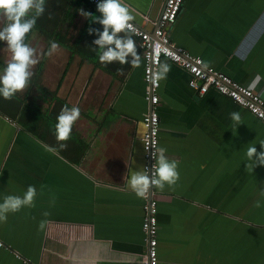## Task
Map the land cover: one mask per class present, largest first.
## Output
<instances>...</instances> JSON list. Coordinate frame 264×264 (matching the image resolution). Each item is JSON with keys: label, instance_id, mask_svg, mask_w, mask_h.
<instances>
[{"label": "crops", "instance_id": "crops-1", "mask_svg": "<svg viewBox=\"0 0 264 264\" xmlns=\"http://www.w3.org/2000/svg\"><path fill=\"white\" fill-rule=\"evenodd\" d=\"M164 1L125 0L149 31ZM79 9L100 16L87 0H46L26 37L40 54L31 82L10 100L0 96V202L29 185L37 193L34 206L0 223V264H141L147 250L143 200L126 188L144 164V62L133 36L139 67L102 64L88 29L103 26ZM6 22L0 15V28ZM167 32L264 97V0H183ZM51 41L59 49L48 56ZM10 59L0 41V71ZM164 62L171 71L158 90L159 147L179 162L180 179L155 189L158 264H264V166L246 169L247 148L261 151L264 123L214 90L197 96L189 73ZM65 104L78 106L80 118L67 148L50 152L45 146L59 149L53 129Z\"/></svg>", "mask_w": 264, "mask_h": 264}, {"label": "clouds", "instance_id": "clouds-1", "mask_svg": "<svg viewBox=\"0 0 264 264\" xmlns=\"http://www.w3.org/2000/svg\"><path fill=\"white\" fill-rule=\"evenodd\" d=\"M46 8V0H0V15L6 18L3 28H0V41L6 42L11 53V59L6 67L0 71V96L6 100L19 91L29 86L34 73L33 67L40 61V54L35 47L26 43L27 34L35 27L36 21L41 17ZM85 19L91 20L103 26V31L89 27L88 34H95L98 39L93 41L97 48L91 50L96 53L99 61L105 66L112 62L126 63L132 67H139L141 57L137 53L136 42L133 39L134 32L130 23L134 17L131 14L125 0H101L97 4V11L100 16H94L83 9L78 10ZM51 18V17H50ZM123 33L124 35H120ZM59 49L56 41L50 42V48L46 55L52 56ZM131 57L129 60L128 58ZM117 74H123V68H118ZM171 71L167 62L161 63L155 75L156 80H164ZM80 118L78 106L69 107L63 105L56 117V124L53 129L59 149L55 146H45L46 150L56 152L67 148V141L71 138L72 127ZM230 119L238 127L241 123L239 112H232ZM261 151H257L255 145H250L246 151L248 163L246 169L254 170L257 166H264V141L260 142ZM158 156L149 175V169L141 168L139 171H132L127 181L126 188L130 189L137 198H144L150 188L156 187L164 190L165 186H174L180 179L178 172V161L169 160L166 156L167 149L163 146L156 149ZM36 188L29 185L26 192L20 195H6L0 202V223H6L9 213L19 212L23 207L34 206ZM54 204V200L52 201ZM48 215L47 212L44 213ZM44 227L41 222L40 228Z\"/></svg>", "mask_w": 264, "mask_h": 264}, {"label": "built area", "instance_id": "built-area-1", "mask_svg": "<svg viewBox=\"0 0 264 264\" xmlns=\"http://www.w3.org/2000/svg\"><path fill=\"white\" fill-rule=\"evenodd\" d=\"M97 8L101 0H87ZM183 0H165L160 11L155 27L152 31L146 30L131 21L134 37L143 59V79L146 84L144 99L148 108L142 117L143 133L141 136L144 152L143 168L151 169L155 163L156 151L159 148L160 121L157 113L159 102L158 90L160 80L155 79L162 59L178 65L189 73L188 86L202 97L209 90L225 96L239 106L248 110L253 116L264 123V97L253 90L250 86L239 83L223 71L205 64L199 55H193L186 49L176 46L169 37L167 29L175 22ZM156 187H152L142 198L144 216L141 230L146 240L147 250L141 258V264H158L157 231H158V199L156 198ZM0 246L2 243L0 242Z\"/></svg>", "mask_w": 264, "mask_h": 264}, {"label": "trees", "instance_id": "trees-1", "mask_svg": "<svg viewBox=\"0 0 264 264\" xmlns=\"http://www.w3.org/2000/svg\"><path fill=\"white\" fill-rule=\"evenodd\" d=\"M94 7V6H93ZM95 8V7H94ZM97 9V8H96ZM81 149L79 150V152H82L83 151V149H85V147H87V144L84 142L83 143V145H80L79 146ZM74 160H76V159H74Z\"/></svg>", "mask_w": 264, "mask_h": 264}, {"label": "rangeland", "instance_id": "rangeland-1", "mask_svg": "<svg viewBox=\"0 0 264 264\" xmlns=\"http://www.w3.org/2000/svg\"><path fill=\"white\" fill-rule=\"evenodd\" d=\"M156 198H158V197L156 196Z\"/></svg>", "mask_w": 264, "mask_h": 264}]
</instances>
